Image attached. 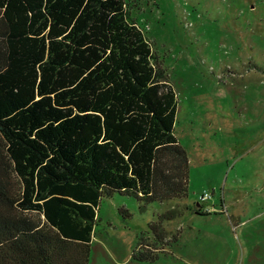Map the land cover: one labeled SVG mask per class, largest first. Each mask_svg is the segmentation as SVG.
I'll list each match as a JSON object with an SVG mask.
<instances>
[{
  "label": "trees",
  "instance_id": "trees-1",
  "mask_svg": "<svg viewBox=\"0 0 264 264\" xmlns=\"http://www.w3.org/2000/svg\"><path fill=\"white\" fill-rule=\"evenodd\" d=\"M176 112L126 0H0V264H89L103 198L187 199ZM182 216L132 259L156 262Z\"/></svg>",
  "mask_w": 264,
  "mask_h": 264
},
{
  "label": "rangeland",
  "instance_id": "rangeland-1",
  "mask_svg": "<svg viewBox=\"0 0 264 264\" xmlns=\"http://www.w3.org/2000/svg\"><path fill=\"white\" fill-rule=\"evenodd\" d=\"M126 1L177 95L188 197L103 198L89 264H264V0ZM172 209L183 216L163 228L176 240L156 262H135Z\"/></svg>",
  "mask_w": 264,
  "mask_h": 264
},
{
  "label": "built area",
  "instance_id": "built-area-1",
  "mask_svg": "<svg viewBox=\"0 0 264 264\" xmlns=\"http://www.w3.org/2000/svg\"><path fill=\"white\" fill-rule=\"evenodd\" d=\"M209 199V196L207 195V194H204L201 198H200V200H199V206L200 205H202V204H204L207 200Z\"/></svg>",
  "mask_w": 264,
  "mask_h": 264
}]
</instances>
